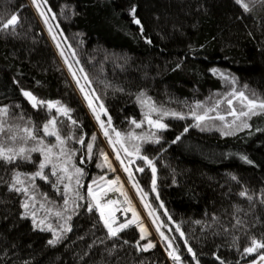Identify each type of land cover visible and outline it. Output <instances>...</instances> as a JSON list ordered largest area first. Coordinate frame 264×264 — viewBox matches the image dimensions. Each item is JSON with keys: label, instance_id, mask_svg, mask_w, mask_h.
<instances>
[{"label": "trees", "instance_id": "obj_1", "mask_svg": "<svg viewBox=\"0 0 264 264\" xmlns=\"http://www.w3.org/2000/svg\"><path fill=\"white\" fill-rule=\"evenodd\" d=\"M44 4L87 75L90 89L104 104L107 117L111 116L112 127L124 134L132 130L143 135L150 130L146 121L140 129L131 124V120L144 121L148 111L137 102L141 92L157 107L184 116H165L166 129H151L160 137L159 143L121 138L130 153H119L123 167L128 161L144 200L157 211L167 240L160 238L161 243L142 251L152 238L141 240L135 224L122 230L118 239L108 238L94 202L87 196L93 180L97 181L93 188L103 187L113 175L100 155V150L105 153L108 139H101L95 131L90 109L82 104L27 1L0 0V19L12 14L18 17L14 33L11 27L0 31V107H9V122L24 124L31 118L39 126L47 120L48 114L33 109L22 95L21 90H26L72 109L71 116L79 126L70 128L66 121L63 134L74 131L76 137L85 139L83 146L68 141L76 152L67 167L70 171L73 165L83 169L84 176L82 187L73 178L66 210L63 184L53 186L56 177L50 176L49 182L21 177L25 186H37L27 210L22 204L28 197L9 191L14 170L29 175L37 170L42 159L39 152L31 154L32 163L0 161V264H175L167 257L166 251L172 250L169 242L173 248L179 246L182 264L197 262L188 247L199 264H219L217 257L225 264H251L258 254L244 253L250 237L264 238V204L260 203L264 113L241 117L233 124L228 100L233 91L264 99V3L256 0L248 12L235 0H47ZM133 7L143 31L133 20ZM193 111L197 115L207 112L211 118L195 126ZM21 114L25 119H16ZM157 115L152 113V118ZM220 116L224 119L217 118ZM242 120L250 127H239ZM93 134L97 139L89 158L86 144ZM46 139L54 142V138ZM136 144L157 169L155 194L151 169L132 154ZM110 146L114 153L122 151L119 144H115L116 151ZM138 167H144V172L136 171ZM45 171L50 172V167ZM125 174L127 178L128 172ZM245 188L254 196L251 202L238 194ZM77 190L81 199L75 196ZM89 203L93 204L91 212ZM26 211L36 213L37 225L41 219L45 223L34 228L33 217L25 216ZM57 211L62 216H56ZM237 218L245 222L243 227H234ZM66 227L72 230L65 231ZM57 236L59 241L50 245L48 241Z\"/></svg>", "mask_w": 264, "mask_h": 264}, {"label": "snow or ice", "instance_id": "obj_2", "mask_svg": "<svg viewBox=\"0 0 264 264\" xmlns=\"http://www.w3.org/2000/svg\"><path fill=\"white\" fill-rule=\"evenodd\" d=\"M46 2L47 0H32L33 5H36L38 11L41 8V3ZM255 2L256 0H235V3L239 5L245 12L250 11V5L254 4ZM260 2L264 3V0H260ZM48 11H51V9L49 8ZM130 11L134 22L137 25H141V21L135 17V7H133ZM40 15L44 17L46 14L45 12L40 11ZM47 22V19H45V23ZM17 23L18 17L15 14H12L10 18L7 19H0V31L8 30L11 27V31L12 33H14ZM141 31H143L142 25ZM53 39H56V37L53 36ZM150 42L151 41H149V43ZM57 47H59V44H57ZM61 55H63V53H61ZM69 70L71 71V68ZM80 71L83 72V68H81ZM217 71V69H212L213 74H216ZM72 74L73 77H75V72H73ZM221 75L224 79H228V77L224 76V74ZM84 79L86 81L88 80L86 74L84 75ZM76 82L79 85V80H77ZM232 83H235L234 78L232 80ZM21 91L22 95L29 101L32 108L36 109L37 111L43 109L48 114V118L43 122L42 125L39 126L34 124L31 118H28L24 124H14L9 122V107H0V161L5 164H15L17 163V161H25L32 163L33 160L31 154L34 152H39L42 157V159L37 165V170L30 175L22 173L20 171H13L12 179L9 182V191H15L17 194H23L24 196L28 197V199H26L22 204V207L27 210L29 209V201H34L35 199L32 193L37 190V186L35 184H31L30 187L25 186L26 180L34 181L37 177H39L41 180L49 182V177L53 176L56 177V180L53 182L54 187L58 186L59 184H63V205L65 206L66 210V206L69 204L68 193L72 191L71 182L73 178L75 177L76 185L78 187H82L83 185L81 184V178L84 176L83 169L73 165V170L70 171L67 167L68 163L71 162L72 156H74L76 152L75 149L68 147V141L74 140V142L79 143L83 146L85 145V139L83 136L76 137L74 135V131L69 132L67 135L63 134L62 126L65 125L66 121H68L69 123L67 124V126L74 129V127L79 126V123L76 119L72 118V109L64 105L61 101H45L43 99H39L30 91ZM80 91L84 94V100L87 102V107L91 110L96 121L99 123V126L103 131V135L108 139V143L110 145H113L114 151H116L115 144H119L120 150H122L125 155H129L130 153L129 149L125 146V143L122 141V137L127 140H139L142 143H159L160 137L157 136L156 131H152L151 129H166L168 125L162 122L165 116L171 115L179 119L184 118L181 113L169 112L167 110H164L162 107H157L154 102H151L150 97H148L147 99L145 98L146 93L141 92L136 97L137 102L142 107L147 106L148 111L144 113V121L131 120V124L135 125V128L140 129L146 121L149 125L150 130L147 133H144L143 135L137 134L132 130H129L128 133L124 134L112 127L111 116H108L107 126L105 124V121L101 120L100 113L102 112L104 115L107 116V110L105 109L103 103H100L98 106L94 104V100H99V97L95 96L94 92L92 94H89L85 91L84 87H80ZM231 95L237 96L240 99L242 105V108L237 111V109L231 107L232 100H228V104L231 109L229 114L235 117L232 122L233 124L236 123V120H240L241 117L250 118L251 116L264 113V99L250 98L245 94L244 91H233ZM252 95L253 97H255V93H253ZM17 107L19 106L17 105ZM197 107H201V105H197ZM53 109L55 110L54 112ZM152 113L158 114L156 119L152 118ZM61 116L64 117V119L58 118ZM193 116L197 121V124L195 126H199L200 122L204 121L205 119L211 118L208 117L207 112H205L203 115H197L195 111H193ZM217 118L220 120L224 119L223 116ZM16 119L24 120L25 118L21 114L20 116L16 117ZM228 126L231 127V125ZM239 127L248 128L250 127V125L246 121L242 120ZM109 129H111V132L115 133V140H113L112 136L110 135ZM185 131H187V128H185ZM46 138H54V142ZM96 139V135L93 134L91 136V142L86 144L87 156L89 158L93 153V146ZM179 139L180 137L177 136L176 140ZM132 154H134L138 159L144 161V163L151 169L152 190L156 191L157 169L153 161L149 159L147 155L141 154L140 144L133 145ZM100 155L104 158L106 162H108L109 169L111 171H115V169L112 168L111 162L108 161V156L103 152V150H100ZM116 159L120 161L123 167L124 161L121 159L119 151H116ZM241 159L246 161L247 163H252L248 160L246 156H242ZM80 162L84 163V160L81 159ZM49 167L50 172H46L45 169ZM97 167H100V165H97ZM144 170V167H138L136 169V171L138 172H144ZM124 171L129 173V180L134 181V177L127 167H124ZM21 177H26V180L22 179ZM231 179L237 180V177L232 176ZM100 180H104V177H100ZM94 184H97L96 180H93L92 184H89L87 188V196L91 197L92 201L94 202V207L98 211L100 220L103 222L104 228L107 229L108 238L118 239L119 233L122 230L128 228L135 221V225L139 229L141 234L140 239H146V237L149 235L148 229L143 225L142 221H140L139 214L137 213L132 203V200L129 198L128 193L126 191H123V184L119 183V177H116V179L114 180H108L106 182V186L103 187L98 185L96 188H93ZM113 185H118V187L112 188L111 186ZM133 187L137 189V195L140 196L141 202L144 203V195H142L143 189L139 188L138 184L135 182H133ZM108 191H119L120 194L124 196V203L128 205V207L124 209V211H130L132 213V220H127L126 222L119 223L118 226L113 227V225H116L118 222L115 217V211L111 209V206L119 202L113 199H106V201L102 203L101 201L104 200L105 197H107ZM101 193H103V196L101 195ZM238 194L241 198H245L249 202L254 199V196L250 194L246 188L241 190ZM75 196L77 199L82 198L78 190L75 192ZM157 198L159 197L157 196ZM45 199H47V197H45ZM260 203L264 204V190H262L260 194ZM41 207L43 208L44 205H41ZM144 207L148 209L151 206L147 203H144ZM88 211H93L92 203H89ZM236 211L239 212L241 211V209L237 207ZM29 214L33 217L34 228L45 223V221L41 219L39 221V225H37V222L35 220L36 213L34 211L31 213H28L26 211L25 216ZM55 214L58 217L62 216V213L60 211H57ZM148 214L149 216L153 215L151 211H149ZM71 218V216L67 217L68 220H71ZM213 219L215 220L216 218L213 217ZM153 223L155 224V220H153ZM195 223L200 224L201 222L196 221ZM244 223V221L237 218L234 227H243ZM51 227L52 226L49 224L48 229L51 230ZM40 230L43 231L44 228L41 227ZM64 230L70 232L72 229L71 227H66ZM156 231L160 234L162 239L167 240V237L164 236L163 232H160L159 227L156 228ZM176 231L180 232L179 226H177ZM180 235L181 237H183L184 233L180 232ZM59 239L60 237L57 236L55 239H50L48 243L50 245H54L59 241ZM125 243H127V241H125ZM185 245H187V241H185ZM137 247L139 248L140 246L137 245ZM153 247H155V244L149 240L147 244L140 248V250L147 251L148 249ZM168 248L172 249L168 252V255L175 262V264H182V256L178 252L179 246L173 248L172 243L169 242ZM262 249H264V238L258 239L255 235H252L250 237L249 246L244 249V253L248 255L258 254V259H254L251 264H260V262H264V251H261ZM187 251L189 254H191L192 259L196 260L197 264H199V261L196 257V253L193 251V249L191 247H188ZM217 259L219 260V264H225L224 260L220 259L219 257H217Z\"/></svg>", "mask_w": 264, "mask_h": 264}, {"label": "rangeland", "instance_id": "obj_3", "mask_svg": "<svg viewBox=\"0 0 264 264\" xmlns=\"http://www.w3.org/2000/svg\"><path fill=\"white\" fill-rule=\"evenodd\" d=\"M27 1V5L31 8L32 11H34L35 15L37 16V18L40 21L42 30L45 34V36L47 37L48 41L50 42L52 49L54 51V53L56 54L58 61L60 63V65L62 66V68L64 69L65 73L67 74L74 90L76 91V93L78 94L82 104L85 106V108L87 109V102L84 100V94L81 93L80 91V87H84L85 91L88 92L89 94H92V90L90 89L89 85H88V81H86L84 79V73L80 71V66L78 64L77 61H75V58H73L72 53L70 52L68 46L65 44L62 36L60 35V33L58 32V29L56 27V24L53 20V18L51 17L50 12L48 11L47 7L45 6L44 3H41V8L38 11L36 5H33L32 0H26ZM40 11L45 12V16L42 17L40 15ZM45 19H47V23H45ZM51 29V31H50ZM53 36L56 37V39H53ZM57 44H59V47H57ZM61 53H63V55H61ZM71 68V71L69 70ZM73 72H75V77H73ZM77 80H79V85L77 84ZM232 100V106L233 108L237 109V111H239L242 108L240 99L237 96H234L231 98ZM100 103H102L100 100H94V104L95 105H99ZM231 110V109H230ZM246 110V109H245ZM89 111V116L91 118V121L94 124V129L95 131L99 134V136L101 137V139H103L104 135H103V131L101 130L99 123L96 121L94 115L92 114L91 110ZM101 115V120L105 121V124L107 126V119L108 117L106 115H104L102 112L100 113ZM235 117L233 116V119ZM232 119V118H231ZM110 135L112 137H116L114 132H111V129H109ZM104 144V143H103ZM118 146V145H116ZM104 148H105V154H108L112 156L113 160L115 161L116 165L119 168V172L120 174H123V176L126 179V183L130 189V197L132 200V203L137 211V213L139 214L140 217V221H142L143 225L148 229V233H149V237L152 238V242L154 244H159L161 243L160 241V234L156 231V228L159 227L160 228V232H163L162 229V223L159 222L158 218H157V211L155 212V210L148 208L146 209L144 207V203H146V201L144 200V203L141 202V198L140 196L137 195V193L135 192V190L137 191L136 188L133 187V182L134 181H130L129 180V173L127 175L126 178V174L124 171V167H122V165H120L119 161L116 159V153L113 152L112 147L110 146V144H104ZM120 149V145L119 148ZM110 153V154H109ZM119 153H122V156H124V152L120 151ZM134 158H137L136 156H134ZM105 163V162H104ZM125 167H127L129 170H131V166L129 165L128 161H126ZM133 177L134 174L132 173ZM131 184H130V182ZM136 183V182H135ZM153 191V190H152ZM153 193L155 194V191H153ZM143 195V194H142ZM149 211H151L153 213L152 216H149ZM153 220H155V224L153 223ZM159 222V223H158ZM135 224V223H134ZM180 234V232H178ZM165 236V235H164ZM167 253V257L170 260L171 258ZM258 259V258H257ZM195 264H197V262H195ZM260 264H264V262H260Z\"/></svg>", "mask_w": 264, "mask_h": 264}, {"label": "built area", "instance_id": "obj_4", "mask_svg": "<svg viewBox=\"0 0 264 264\" xmlns=\"http://www.w3.org/2000/svg\"><path fill=\"white\" fill-rule=\"evenodd\" d=\"M106 155L108 156V161L111 162L112 168L115 169V171L110 170L113 173V175L108 180H114V179H116V177H119V183L123 184V191H126L128 193L129 198L131 199L130 189L126 183L125 177L123 176V174H120L119 168L116 165L115 161L113 160L111 154L110 155L106 154ZM103 161L105 162V165L108 167V162H106L104 160V158H103ZM111 187L116 188V187H118V185H113ZM101 195L103 196V193H101ZM106 199H113V200H116L119 202V203L111 206V209L115 211V217H116L117 221L119 218L120 219L128 218L127 215L130 214V211H128V212L124 211V209H126L128 207V205L126 203H124V196H122L119 191H108L107 197H105V199L102 200L101 202L104 203L106 201ZM134 223H135V221H134ZM113 227H115V226L113 225Z\"/></svg>", "mask_w": 264, "mask_h": 264}, {"label": "bare ground", "instance_id": "obj_5", "mask_svg": "<svg viewBox=\"0 0 264 264\" xmlns=\"http://www.w3.org/2000/svg\"><path fill=\"white\" fill-rule=\"evenodd\" d=\"M127 217H128V218H126V219H120V218H119L118 221H117L118 223H117L116 225H114V226L116 227V226H118L119 223H124V222H126L127 220H132V219H133V217H132V213L130 212V214H128Z\"/></svg>", "mask_w": 264, "mask_h": 264}]
</instances>
